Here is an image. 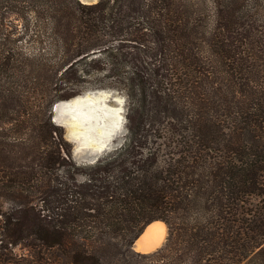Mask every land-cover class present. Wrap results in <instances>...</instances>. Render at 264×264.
Masks as SVG:
<instances>
[{"label":"trees","instance_id":"trees-1","mask_svg":"<svg viewBox=\"0 0 264 264\" xmlns=\"http://www.w3.org/2000/svg\"><path fill=\"white\" fill-rule=\"evenodd\" d=\"M91 76L126 94L125 134L79 164L51 108ZM263 77L260 49L175 0H0V210L37 205L35 239L70 264H209L235 226L179 178L264 168L263 120L236 98ZM154 220L165 242L136 251Z\"/></svg>","mask_w":264,"mask_h":264},{"label":"rangeland","instance_id":"rangeland-1","mask_svg":"<svg viewBox=\"0 0 264 264\" xmlns=\"http://www.w3.org/2000/svg\"><path fill=\"white\" fill-rule=\"evenodd\" d=\"M80 1L89 4L96 0ZM175 1L195 8L207 24L220 26L230 38L253 44L264 57V0ZM95 77H89L90 83L71 98L102 94L103 101L100 102L103 105L77 101L74 103L77 109L71 112L77 122L72 125L76 132L79 131L77 137L82 144L100 150L106 143L103 150L91 154L89 148H79L68 136L72 126L62 122L67 120L65 114L52 111V121L59 117L53 122L63 128L64 136L72 147L73 159L79 164L111 151L124 140L126 94L114 87L95 86L98 83ZM254 85L255 91H238L236 98L241 111L256 113L264 125V77ZM212 165V169L202 177L181 176L179 181L201 205H207L235 226L233 240L217 256L211 255L209 264L244 263L264 243V168L259 164L230 168L217 160ZM38 215L37 205L4 204L0 210V264H70L57 247L43 245L35 239L37 229L34 224L38 222ZM21 219H25L23 226L19 223ZM165 228L158 247L165 242L166 224Z\"/></svg>","mask_w":264,"mask_h":264},{"label":"bare ground","instance_id":"bare-ground-1","mask_svg":"<svg viewBox=\"0 0 264 264\" xmlns=\"http://www.w3.org/2000/svg\"><path fill=\"white\" fill-rule=\"evenodd\" d=\"M96 99L95 98H91V99H81V98L77 99L76 98V99H74L72 101V103L74 104V103H76L78 101V102H84L87 105H98L99 102H97ZM76 109H77V104H75L73 106H70V108L67 111V118H68V121H69V119H71L69 124H70V126H72V128H74L72 123L75 122V125H76L77 120L73 119L71 112L75 111ZM58 118L59 117L57 116V118L55 120H57ZM77 135H79V131L77 132ZM85 145L88 146V147H91L93 149V147L90 146L89 144H85ZM79 148H80V145H79ZM165 229H166L165 228V223L163 221H161V220L151 221L146 226L144 232L141 233L135 239L133 247L135 248V250H139L141 252H150V251L154 250L162 242L164 234H165Z\"/></svg>","mask_w":264,"mask_h":264},{"label":"water","instance_id":"water-1","mask_svg":"<svg viewBox=\"0 0 264 264\" xmlns=\"http://www.w3.org/2000/svg\"><path fill=\"white\" fill-rule=\"evenodd\" d=\"M103 95H98V94H88V95H79L77 97H74V98H69V99H66V100H60V101H57L53 104L52 106V111L55 112V114H65L67 120H63L62 122L65 123V124H69V122L71 121V119H69L68 121V118H67V111L68 109L70 108V106H73L75 104L72 103V101L74 99H78V98H81V99H91V98H97L96 101L101 103L103 101ZM101 101V102H100ZM103 105V103H101ZM55 121V120H53ZM61 125V124H60ZM76 129L74 128H71V130L68 132V136L69 138H71L74 142L77 143V145L79 146L80 145V148H89L88 149V152H91V154H96L99 150H95V149H92L91 147H88L86 146L85 144H81L80 142V138L77 137V132L75 131ZM106 144V143H105ZM105 144H104V147H102L100 150H103V148H105ZM97 158V156L93 157L92 159H90L88 162L89 163H92L93 161H95ZM150 223V222H149ZM147 223L146 225L143 226V228L141 229L140 233L138 234V236L144 232L146 226L149 224ZM137 236V237H138Z\"/></svg>","mask_w":264,"mask_h":264},{"label":"crops","instance_id":"crops-1","mask_svg":"<svg viewBox=\"0 0 264 264\" xmlns=\"http://www.w3.org/2000/svg\"><path fill=\"white\" fill-rule=\"evenodd\" d=\"M136 251H139V250H136ZM139 252H141V251H139Z\"/></svg>","mask_w":264,"mask_h":264}]
</instances>
